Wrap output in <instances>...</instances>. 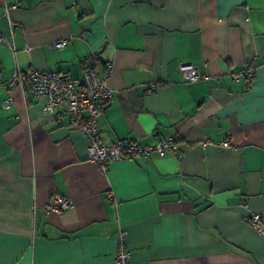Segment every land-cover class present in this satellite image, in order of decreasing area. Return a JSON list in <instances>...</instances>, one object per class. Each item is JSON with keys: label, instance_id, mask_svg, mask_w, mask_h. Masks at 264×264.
Instances as JSON below:
<instances>
[{"label": "crops", "instance_id": "crops-1", "mask_svg": "<svg viewBox=\"0 0 264 264\" xmlns=\"http://www.w3.org/2000/svg\"><path fill=\"white\" fill-rule=\"evenodd\" d=\"M2 35L0 264H111L120 229L136 264H264V0H0ZM84 62L110 69L102 143L177 149L101 169L64 112L9 87L17 69L79 79ZM183 63L206 77L184 81ZM247 65L249 82L231 76ZM53 192L73 206L46 211Z\"/></svg>", "mask_w": 264, "mask_h": 264}, {"label": "built area", "instance_id": "built-area-1", "mask_svg": "<svg viewBox=\"0 0 264 264\" xmlns=\"http://www.w3.org/2000/svg\"><path fill=\"white\" fill-rule=\"evenodd\" d=\"M77 3L79 0H72ZM16 5H8L6 14L10 8ZM0 41L14 49L12 41L1 36ZM66 38H61L53 43L55 48H61L67 43ZM179 72L184 81L193 82L206 77L202 69L192 63L179 65ZM110 69L104 74L100 73L95 64L86 62L81 66V77L79 79H68L60 73L50 70H39L35 67L26 70H17L9 87L15 84H26L31 93L42 100V116L51 117L53 114L64 112L69 124L86 137L88 141L89 158L101 169H106V164L111 160L122 158L147 157L151 153L162 154L167 149H177V145L171 138L164 139L155 145L140 146L131 141H118L102 143L98 132L97 118L107 107L113 91L108 85ZM242 75L248 82L255 76V69L247 65L244 69L234 72L231 76L239 79ZM160 83H151L152 89H156ZM13 97L10 92L3 99V106L10 107ZM229 141H224L223 146L228 147ZM111 198L112 192L108 193ZM73 206V200L67 196L53 192L46 206V211L63 212ZM254 225L262 230L261 216L259 213L252 215ZM126 232L119 231L118 247L111 264H136L133 261L132 253L125 244Z\"/></svg>", "mask_w": 264, "mask_h": 264}, {"label": "bare ground", "instance_id": "bare-ground-1", "mask_svg": "<svg viewBox=\"0 0 264 264\" xmlns=\"http://www.w3.org/2000/svg\"><path fill=\"white\" fill-rule=\"evenodd\" d=\"M85 63V62H84ZM18 70V69H17ZM70 125V124H69ZM70 127H72V126H70ZM99 132V131H98Z\"/></svg>", "mask_w": 264, "mask_h": 264}]
</instances>
